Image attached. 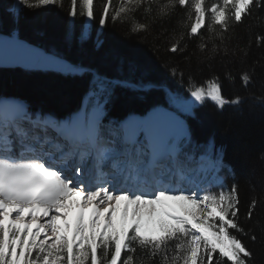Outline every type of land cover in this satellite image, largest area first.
Segmentation results:
<instances>
[{
  "label": "snow or ice",
  "instance_id": "snow-or-ice-1",
  "mask_svg": "<svg viewBox=\"0 0 264 264\" xmlns=\"http://www.w3.org/2000/svg\"><path fill=\"white\" fill-rule=\"evenodd\" d=\"M58 3L63 6L62 0H14L5 12L18 15L24 7ZM112 6L113 0L102 3L101 27L109 19L132 20L133 31L145 32L149 24L136 21V12L143 10V17L163 28L182 7L186 19L179 23L186 31L175 34L169 52L186 50V44L181 47L185 37L199 38L197 49L211 53L205 59L231 54L244 63L248 51L239 45L230 50L226 33L264 9V0H118L110 12ZM68 15L94 20V0H70ZM205 28L208 37L201 33ZM79 39L87 42L90 33L82 31ZM207 40H212L211 49ZM256 41L264 42V36ZM102 44L97 37L95 46ZM7 48L18 55H4ZM10 62L64 73L80 70L28 48L14 30L9 38L0 36V64ZM224 75L229 82L235 79L229 71ZM240 79L247 87L253 76L244 71ZM111 86L103 77L94 80L93 94L99 99L87 119L57 120L0 98V264H254V253L240 236L252 243L258 237L239 223L238 186L225 190L219 181L222 154L209 142L197 158L190 130L167 112L113 125L106 135L101 113ZM223 87L214 75L190 84L191 100L173 97L172 103L189 114L193 101L203 105L210 100L219 110L243 103L239 95L226 99ZM258 99L264 102V96ZM206 173L219 191L198 184L171 186L177 175L188 180ZM256 207L253 198L248 220Z\"/></svg>",
  "mask_w": 264,
  "mask_h": 264
},
{
  "label": "trees",
  "instance_id": "trees-1",
  "mask_svg": "<svg viewBox=\"0 0 264 264\" xmlns=\"http://www.w3.org/2000/svg\"><path fill=\"white\" fill-rule=\"evenodd\" d=\"M103 2L94 0L96 18L88 21L79 15L75 18L68 15L70 0H62L63 6L58 3L31 9L24 7L18 15L5 12L13 0H0V20L3 21L0 32L14 30L47 51L88 68L83 73L65 74L0 69V98H19L32 112L67 117L81 109L85 95L93 91L94 80L103 77L112 82L111 97L104 104L105 120L146 115L156 107L172 109L186 120L194 145L198 146L197 154L212 141L221 148L224 167L218 174L219 181L225 188L233 183L238 186L239 223L246 231L253 229L258 241L252 243L243 235L240 238L253 251L254 264H264V160L261 159L264 157V102L258 99L264 96V42L256 41L258 36H264V9L255 10L252 16L241 24H234L226 33L230 37V50L239 45L248 51L247 57H243L245 62L241 63L239 56L231 54L225 59L220 56L205 59L211 53L197 49L199 38L185 37L181 47L186 44V50L169 52L167 49L175 34L186 31L179 23L186 19L182 7L176 9L163 28L143 17V10L136 12V21L149 24L145 32L133 31L132 20L113 22L109 19L106 26L101 27L98 20ZM212 2L206 0V3ZM117 6L118 0H113L109 11ZM88 24L90 39L82 43L79 36ZM201 33L204 37L209 35L206 28ZM97 37L103 41L100 47L95 46ZM215 42L220 43L219 39ZM207 44L211 49L212 40H207ZM226 71L232 73L233 81L225 79ZM244 71L253 76L247 87L240 79ZM214 75L220 77L226 99L239 95L244 98L243 103L219 110L209 100L203 105L195 103L191 114L172 103L173 97L191 100L190 84H201ZM91 106L92 102L89 109ZM204 178L206 188L211 186L212 191H219L211 174H204ZM253 198L257 200V207L252 220H248L246 211Z\"/></svg>",
  "mask_w": 264,
  "mask_h": 264
},
{
  "label": "rangeland",
  "instance_id": "rangeland-1",
  "mask_svg": "<svg viewBox=\"0 0 264 264\" xmlns=\"http://www.w3.org/2000/svg\"><path fill=\"white\" fill-rule=\"evenodd\" d=\"M13 4H14V0H13ZM15 33H16V32H15ZM85 33H90L89 24H88V25L86 26V28H85ZM10 99L17 100V99H14V98H10ZM98 99H99V97L95 96V95L93 94V91L87 93L86 96H85L84 99H83V106H82L81 111L78 112V113H79L78 116L81 117V118L87 119V115H88L87 112H88V106H89V104L92 102V106H91V108H90V110H91L90 115H91V113L93 112V109H94V107H95V105H96ZM17 101L23 103V101H20V100H17ZM193 103H196V102L193 101ZM23 104H25V102H24ZM104 108H105V105H104V107H103V112H104ZM29 111H30V110H29ZM30 112H31V111H30ZM103 112L101 113V115H104ZM152 112H153V113H156V112H167V113H169V114L174 115V116H175L177 119H179L180 121H184V120L181 118V116H179L175 111H173L172 109H169V108L164 109V108H160V107H159V108H156V109H155L154 111H152ZM32 113H34V112H32ZM150 113H151V112H150ZM74 115H76V114H74ZM74 115H73V116H74ZM50 116H52V115H50ZM73 116L62 117V118H57V117H54V116H52V117H54V118L57 119V120H68V119H70V118H71V119H76V118H73ZM102 117H103V116H102ZM133 118H134V117L129 118L128 121H129V120H130V121H133ZM114 120L117 121L116 119H114ZM128 121H126V122H128ZM123 123H125V122H121L120 124H123ZM184 124H185L186 127L188 128V126H187V124L185 123V121H184ZM212 144H213V146H214V148H215V150H216L217 152L222 153V150H221V148H220L219 146H216V144L213 143V141H212ZM189 179L192 180V181L190 182L189 185H187V184L182 185L181 180H180V176H179V181H178L177 185H176L175 182H174V187H173V188H181V187H183V188H189L190 186L192 187L193 184H198L199 187H200L201 189H207V188L204 186L205 182H203V176H202V175H200V176H191ZM175 181H176V179H175ZM183 181H184V183H186L188 180H184V179H183ZM180 183H181V185H180ZM179 185H180V187H179ZM227 189H228V188H225V190H227Z\"/></svg>",
  "mask_w": 264,
  "mask_h": 264
},
{
  "label": "water",
  "instance_id": "water-1",
  "mask_svg": "<svg viewBox=\"0 0 264 264\" xmlns=\"http://www.w3.org/2000/svg\"><path fill=\"white\" fill-rule=\"evenodd\" d=\"M16 32V31H15ZM16 35V38L24 45H26L28 48H31V49H36L38 50L39 52H42L44 55H47V56H55L57 57L58 59L64 61V62H67L71 65H74V66H78L79 67V71L78 72H74V73H83L85 71H87V67L85 66H81V65H78L72 61H70L69 59L61 56V55H58L56 53H53V52H49L47 51L44 47H42L41 45H38L36 43H33V42H30L28 41L27 39H24L22 37H20L17 32L15 33ZM0 36L4 37V38H9L10 37V33H5V32H0ZM4 55L8 56L9 58H13L15 56L18 55L17 52H15L13 49L11 48H7L4 53ZM16 68H22V69H26V70H42V71H54V72H59V73H63L65 74L64 72H61V71H58L56 68H51V67H32V68H27L24 66L23 63H5V64H0V69H16Z\"/></svg>",
  "mask_w": 264,
  "mask_h": 264
},
{
  "label": "bare ground",
  "instance_id": "bare-ground-1",
  "mask_svg": "<svg viewBox=\"0 0 264 264\" xmlns=\"http://www.w3.org/2000/svg\"><path fill=\"white\" fill-rule=\"evenodd\" d=\"M78 114L79 113H76V115H74L73 116V118H77L78 117ZM154 113L151 111V113H148L146 116H130V117H128L127 119H126V121H128V119L129 118H132V117H134L133 118V120H143V119H146V118H148V117H150V116H152ZM130 121V120H129ZM184 122V121H183ZM185 123H186V121H185ZM175 179H176V181H175V184L177 185V183H178V181H179V175H177L176 177H175ZM191 187V186H190Z\"/></svg>",
  "mask_w": 264,
  "mask_h": 264
}]
</instances>
